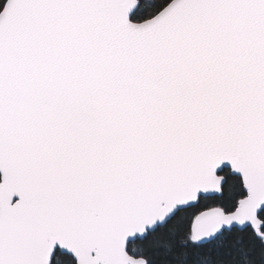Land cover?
<instances>
[{
	"label": "snow or ice",
	"instance_id": "snow-or-ice-1",
	"mask_svg": "<svg viewBox=\"0 0 264 264\" xmlns=\"http://www.w3.org/2000/svg\"><path fill=\"white\" fill-rule=\"evenodd\" d=\"M0 264H264V0H0Z\"/></svg>",
	"mask_w": 264,
	"mask_h": 264
}]
</instances>
